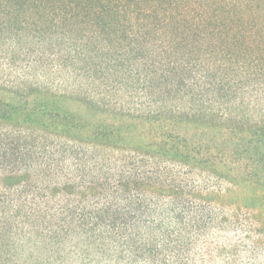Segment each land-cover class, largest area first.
Instances as JSON below:
<instances>
[{"label":"trees","instance_id":"obj_1","mask_svg":"<svg viewBox=\"0 0 264 264\" xmlns=\"http://www.w3.org/2000/svg\"><path fill=\"white\" fill-rule=\"evenodd\" d=\"M0 264H264V0H0Z\"/></svg>","mask_w":264,"mask_h":264},{"label":"rangeland","instance_id":"obj_2","mask_svg":"<svg viewBox=\"0 0 264 264\" xmlns=\"http://www.w3.org/2000/svg\"><path fill=\"white\" fill-rule=\"evenodd\" d=\"M53 22H40L36 26H33L30 33H28V40L35 46L46 45L51 40H54V38L60 35L62 30L54 25L56 21Z\"/></svg>","mask_w":264,"mask_h":264}]
</instances>
